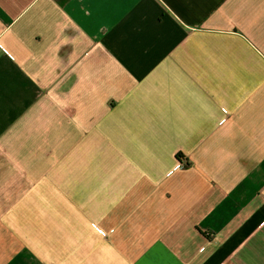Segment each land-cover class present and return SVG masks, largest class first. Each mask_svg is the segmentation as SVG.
Returning a JSON list of instances; mask_svg holds the SVG:
<instances>
[{
  "label": "crops",
  "instance_id": "obj_1",
  "mask_svg": "<svg viewBox=\"0 0 264 264\" xmlns=\"http://www.w3.org/2000/svg\"><path fill=\"white\" fill-rule=\"evenodd\" d=\"M0 264H264V0H0Z\"/></svg>",
  "mask_w": 264,
  "mask_h": 264
}]
</instances>
